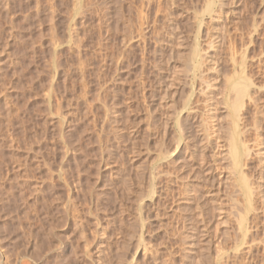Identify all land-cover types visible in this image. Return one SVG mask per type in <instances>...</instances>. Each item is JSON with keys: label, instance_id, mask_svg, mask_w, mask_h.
I'll return each instance as SVG.
<instances>
[{"label": "rangeland", "instance_id": "rangeland-1", "mask_svg": "<svg viewBox=\"0 0 264 264\" xmlns=\"http://www.w3.org/2000/svg\"><path fill=\"white\" fill-rule=\"evenodd\" d=\"M209 2L0 0V264H264V0Z\"/></svg>", "mask_w": 264, "mask_h": 264}, {"label": "bare ground", "instance_id": "bare-ground-1", "mask_svg": "<svg viewBox=\"0 0 264 264\" xmlns=\"http://www.w3.org/2000/svg\"><path fill=\"white\" fill-rule=\"evenodd\" d=\"M81 1V0H80ZM217 1V0H216ZM214 4H215V0H210V2L209 3H207V5H206V7H205V10H204V13H209V14H211L212 12H214L215 11V7L213 8V6H214ZM146 7V6H145ZM149 7V6H148ZM144 9V8H143ZM142 10V9H141ZM141 10H140V13H141ZM147 10H148V8H147ZM148 12V11H147ZM140 13H139V15H140ZM143 14H146V13H144V11H143ZM143 14H142V16H143ZM215 14V13H214ZM214 14H212V15H214ZM147 15V14H146ZM145 16V15H144ZM140 17V16H139ZM138 17V18H139ZM147 17V16H146ZM142 20V19H141ZM143 20H144V17H143ZM142 20V21H143ZM202 22H203V19L200 21V25H199V28L201 29V27H202ZM205 23V22H204ZM145 29V28H144ZM141 30V29H140ZM202 30V29H201ZM209 30V29H208ZM142 32V31H141ZM142 34V33H141ZM144 34V33H143ZM142 34V35H143ZM209 34V33H208ZM200 35H201V33H200ZM212 35V34H211ZM210 35V36H211ZM129 36V35H128ZM202 36V35H201ZM218 36V35H217ZM126 38V37H125ZM212 38V37H211ZM124 40V39H123ZM212 40V39H211ZM215 41V40H214ZM204 43V42H203ZM210 43H211V41H210ZM201 43H198V45L196 44V46H194L195 48H194V50L192 51V52H194V54H192L193 55V58H194V62L196 63V61L199 63V64H201L202 66H203V64H205L204 62H206V58H208L205 54L203 55V53L201 54V51H202V47H204V46H202V45H200ZM209 44V43H208ZM211 45V47L212 46H214L213 45V41H212V44H210ZM207 48V47H206ZM206 48H204L205 50H206ZM213 49V48H212ZM204 51V50H203ZM202 51V52H203ZM205 52V51H204ZM124 53V52H123ZM245 54V53H244ZM191 55V56H192ZM243 60H244V58H243ZM191 63H193V62H191V60H190V64ZM242 63H244V62H242ZM244 64H246V62L244 63ZM243 64V65H244ZM197 65V64H196ZM191 66V65H190ZM198 66V65H197ZM241 66H242V64H241ZM246 66V65H245ZM244 66V67H245ZM196 67V66H195ZM204 67V66H203ZM207 67V66H206ZM186 69V68H185ZM197 69H199V66L197 67ZM242 69H244V68H242ZM194 70V69H193ZM205 70V69H204ZM245 71V70H244ZM240 72H242L241 70H240ZM243 73V72H242ZM250 73V72H249ZM238 74H240V73H238ZM241 76H242V74H240ZM239 75V76H240ZM253 76V75H252ZM200 77H202L201 75H200ZM204 77V76H203ZM251 80V79H250ZM254 80V79H253ZM253 80H251V82L253 81ZM205 81V80H204ZM203 81V82H204ZM237 81H239V80H237ZM202 82V81H201ZM207 82V81H206ZM209 82V81H208ZM254 82V81H253ZM255 83V82H254ZM254 83H251V84H254ZM256 85V84H255ZM207 86H209V83H208V85ZM206 87V86H205ZM251 86H250V83L248 82V80L246 81H244V82H242V83H235V84H233V87H232V85H231V89H233V90H231L230 89V91H234V93H235V97L233 98L232 97V95L230 96L231 97V100H232V98H233V100L231 101V107H230V114H229V116L231 115L232 117H231V119H232V122H231V124H232V127H233V130H232V132L231 131H229V135L231 136V141H230V145H229V142H228V145H229V147L230 148H228V149H226V150H228V152L230 153V155H231V158H232V162L230 161L231 159L229 158V153H227L226 151V153H225V155L226 154H228L229 156H227L228 158H226V160L227 159H230L229 161L231 162V164H233V166L232 165H230L232 168H234L235 170H239L240 169V167H241V161H242V152H244L245 153V157L244 158H249V157H254V156H249V155H251V153H253V152H251L252 151V149L251 148H253V147H251V146H248V144H246V145H244L243 144V142H244V140H246L247 139V137H246V139H245V137H244V139H243V142H242V140L240 139V136H239V122H241L242 120H244V117H243V119H241L242 117H239V116H241L242 114H241V112H242V110H243V107L245 106V100H247L246 99V96H248V99H249V90L252 88H250ZM208 87H206V89H207ZM250 88V89H249ZM205 90V89H204ZM208 91V90H207ZM253 90H251L250 92L251 93H253L252 92ZM256 91V90H255ZM205 92V91H204ZM231 92V93H232ZM228 93H230V92H228ZM234 93H232V94H234ZM250 93V94H251ZM255 93V92H254ZM253 93V95H251L252 96V98H254L256 95ZM257 93V92H256ZM203 94V93H202ZM261 94V93H260ZM206 95V94H205ZM208 95V94H207ZM255 95V96H254ZM259 96V95H258ZM227 98H229L228 96H227ZM252 98H250V100H252V102L254 101V100H256L255 98H254V100L252 99ZM245 99V100H244ZM258 99V98H257ZM259 99H260V97H259ZM249 100V101H250ZM257 101V100H256ZM255 101V102H256ZM248 102V101H247ZM251 102V101H250ZM251 102V103H252ZM258 102V101H257ZM256 102V103H257ZM251 103H246V104H250L251 105ZM256 103H252V106H254V104L256 105ZM249 105V106H250ZM247 107V106H246ZM256 107H257V105H256ZM245 108V107H244ZM260 108V107H259ZM227 109H228V107H227ZM249 108H246L245 109V111H247ZM245 111L243 112L244 114H245ZM196 112V111H195ZM260 112H261V109H260ZM241 114V115H240ZM243 114V115H244ZM179 116V115H178ZM181 116V115H180ZM179 116V117H180ZM227 116V115H226ZM178 117V118H179ZM183 117V116H182ZM211 117V116H210ZM181 118V117H180ZM184 118V117H183ZM246 119V118H245ZM257 119V118H256ZM181 120H184V119H181ZM239 120H241V121H239ZM185 121V120H184ZM181 122V121H180ZM205 122V121H204ZM229 122V121H228ZM186 123V122H185ZM203 123V122H202ZM243 124L244 123H246L245 122V120H244V122H242ZM180 124V123H179ZM182 124V123H181ZM230 124V123H229ZM178 126L180 127V128H182L180 125H177V128H178ZM199 126V125H198ZM201 126V125H200ZM221 126H222V123H221ZM207 127V126H206ZM227 127V126H226ZM228 127H230V125H228ZM227 127V128H228ZM241 127H243V126H241ZM231 128V127H230ZM244 128V127H243ZM209 129V128H208ZM212 129V128H211ZM221 130V129H220ZM180 131V130H179ZM183 131H184V129H183ZM204 132V131H203ZM241 132H243L242 131V129H241ZM240 132V133H241ZM247 132V131H246ZM180 134L182 133V132H179ZM231 133V134H230ZM206 134V133H205ZM228 135V138L230 137ZM243 135H245V133L243 134ZM242 135V136H243ZM185 138V137H184ZM202 140V139H201ZM230 140V139H229ZM184 141V140H183ZM204 141V140H203ZM247 141V140H246ZM180 142V141H179ZM179 142L177 143V144H179ZM248 142V141H247ZM247 142H245V143H247ZM178 146V145H177ZM251 147V148H250ZM255 147V146H254ZM177 148V147H176ZM254 151V150H253ZM255 152H257V151H255ZM254 152V153H255ZM261 152V151H260ZM169 153V152H168ZM174 153V152H173ZM258 154V153H257ZM260 154V153H259ZM249 156V157H247V156ZM262 155V154H261ZM171 159H173L172 157H171ZM170 159V160H171ZM251 159V158H250ZM175 160H177L176 158H175ZM244 161H245V159H243ZM253 160V159H252ZM167 161H168V159H167ZM166 161V162H167ZM249 161V160H248ZM168 162H170V161H168ZM172 162H174L173 160L170 162L171 164H172ZM176 162V161H175ZM246 162V161H245ZM245 162H243V166H244V164H245ZM247 163V162H246ZM248 163H250V161L248 162ZM248 163H247V165H248ZM167 164V163H166ZM171 164H167V165H171ZM175 163H173V165H174ZM166 165V166H167ZM246 165V164H245ZM172 166V165H171ZM250 166H251V163H250ZM169 167V166H168ZM175 167V166H174ZM170 168V167H169ZM250 167L248 166V168L247 169H249ZM171 169V168H170ZM246 169V168H245ZM168 170V169H167ZM250 170V169H249ZM163 171V170H162ZM166 171V170H165ZM232 171V170H231ZM248 171V170H247ZM247 171L245 170V174H247ZM168 172V171H167ZM163 173H166V172H163ZM242 173V172H241ZM250 173V172H249ZM158 174V173H157ZM168 174V173H167ZM244 174V173H243ZM244 174V175H245ZM251 174V173H250ZM237 175H238V173H237ZM244 175H242L243 176V178L241 177V185H242V189L241 190H243V194L246 196V198H247V206H246V212L249 214V212L248 211H254V212H250L251 214L250 215H253L254 214V216H251V217H253V218H250V222H248V220H247V218L245 217H243V216H245L244 214H241L242 212V210L240 211L241 213H240V217H241V215H242V217H241V219H240V217H239V219H240V221L238 222V226H239V228H238V230L240 229L241 231H243L244 229H246V231L247 232H245V234H244V236H245V238L246 237H249V236H247V234L250 232V231H253V226L255 227L256 225H254L253 224V220H254V223L258 220L257 219V217H259L258 215L260 214L259 213V210H261V212H262V203L264 202V195L262 194V190H261V188L262 187H260V186H262V185H260V186H256V184H257V181L255 180V182H256V184H255V182L254 181H249V182H247L248 181V179L247 178H249L250 176H248L247 178H246V175L244 176ZM158 176V175H157ZM172 176V175H171ZM170 176V177H171ZM240 176V175H239ZM152 178H153V183L151 184V185H153L154 184V182H156V180H158L157 179V177L155 176L154 177V174L152 175ZM172 178V177H171ZM253 178V177H252ZM247 179V180H246ZM169 180V179H168ZM167 180V181H168ZM160 182V181H159ZM250 182H251V184H250ZM158 184V183H157ZM255 185V186H254ZM257 185H259V184H257ZM156 188V187H155ZM154 188V189H155ZM151 189H152V187H151ZM151 189H150V191H151ZM151 192H153V190L151 191ZM156 192V191H155ZM242 193V192H241ZM263 206H264V203H263ZM245 207V206H244ZM264 208V207H263ZM243 210H245V209H243ZM245 212V211H244ZM245 212V213H246ZM259 213V214H258ZM262 214V213H261ZM249 216V215H248ZM252 219V220H251ZM246 220H247V223H246ZM256 220V221H255ZM246 224V225H245ZM245 226V227H244ZM256 228V227H255ZM240 230H239V232H240ZM254 231H255V229H254ZM252 233V232H251ZM254 234H255V232H254ZM249 235H251L250 236V238H252V236H253V239L255 238V235H253V234H250L249 233ZM241 236V235H240ZM243 236V237H244ZM244 238V241H243V244H244V242H246L245 244H247V239H245ZM249 241H250V239H249ZM251 241H253L252 239H251ZM250 241V242H251ZM249 243V242H248ZM253 243V242H252ZM251 243V245L253 246V244ZM245 246V245H244ZM248 246L251 248L252 246H250V244H248ZM240 247H241V245H240ZM240 247H238V249L237 250H239L240 249ZM242 248H243V246H242ZM248 248V247H247ZM243 249H245V248H243ZM242 249V250H243ZM252 249V248H251ZM251 249H248V250H251ZM236 250V251H237ZM246 250V249H245ZM240 251H241V249H240ZM240 251H239V253H240ZM250 252V251H249ZM238 253V251L236 252V253H234V255H238L237 254ZM233 255V256H234ZM236 257V256H235Z\"/></svg>", "mask_w": 264, "mask_h": 264}]
</instances>
